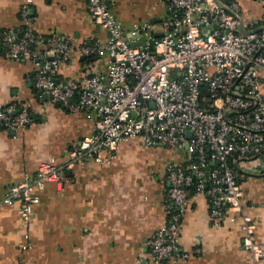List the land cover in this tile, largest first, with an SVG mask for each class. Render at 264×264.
I'll list each match as a JSON object with an SVG mask.
<instances>
[{"label":"built area","instance_id":"obj_1","mask_svg":"<svg viewBox=\"0 0 264 264\" xmlns=\"http://www.w3.org/2000/svg\"><path fill=\"white\" fill-rule=\"evenodd\" d=\"M166 1L168 15L161 29L145 22L126 30L107 0H87L94 22L107 31L109 39L103 49L84 45L81 52L85 56L104 53L109 66L107 76L93 71L84 83L59 76L62 64L70 59V39L46 40L30 28L23 33L0 32L8 58L34 62L35 86L51 103L84 111L95 124L89 136L72 144L62 161L53 157L41 162L34 176H26L0 200V208L19 202L23 227L32 219L33 206L40 202L47 184L63 190L68 171L90 161L108 164L121 143L137 137L147 147H185L190 156L188 166L171 164L168 168L169 220L147 242L155 263L179 264L181 220L193 188L210 196L214 225L243 213L237 163L264 157L260 78L264 32L239 31L242 17L237 2ZM33 2L24 1L23 18L33 20ZM46 42V49L38 51L36 47ZM30 123L27 105H0V129L18 130ZM243 217V247L260 261L264 245L254 240L251 218ZM180 257L186 260L189 254L181 252Z\"/></svg>","mask_w":264,"mask_h":264},{"label":"crops","instance_id":"obj_2","mask_svg":"<svg viewBox=\"0 0 264 264\" xmlns=\"http://www.w3.org/2000/svg\"><path fill=\"white\" fill-rule=\"evenodd\" d=\"M24 1L0 0V32L30 28L46 40L70 39V59L59 73L66 81L84 83L93 71L107 76L109 60L104 53L81 52L84 45L103 49L109 39L94 22L87 0H34L33 20L21 14ZM222 1L239 4L244 30L264 32L263 1ZM107 2L126 30L145 22L159 30L168 15L166 0ZM46 47L47 42L36 48L43 52ZM6 51L0 43V105H27L31 123L18 130L0 129V200L26 176H34L41 162L53 157L62 161L72 144L89 136L95 126L86 112L51 103L35 86L34 62L8 58ZM260 78L264 93V70ZM114 155L108 164L90 161L68 171L63 190L47 184L26 227L18 201L3 205L0 264H170L155 263L147 242L169 220L168 168L189 165L186 148L147 147L137 137L121 143ZM237 169L243 213L231 214L216 226L210 218V196L191 193L181 220L179 264H264V258L255 261L243 247V215L254 224V240L264 245V157L239 160ZM181 252L189 258L181 259Z\"/></svg>","mask_w":264,"mask_h":264},{"label":"water","instance_id":"obj_3","mask_svg":"<svg viewBox=\"0 0 264 264\" xmlns=\"http://www.w3.org/2000/svg\"><path fill=\"white\" fill-rule=\"evenodd\" d=\"M223 5V7H225L226 9H229L227 6H225L224 4H222ZM260 29H254V30H252V31H247V30H244V28H243V24L242 23H240V25H239V31L240 32H242V33H254V32H258ZM157 36H161L162 34L161 33H157L156 34ZM53 57H50V59H52ZM152 106L154 107L155 106V104L154 103H152ZM187 136L189 137V138H191L192 137V133L191 132H187ZM187 147V146H186Z\"/></svg>","mask_w":264,"mask_h":264},{"label":"trees","instance_id":"obj_4","mask_svg":"<svg viewBox=\"0 0 264 264\" xmlns=\"http://www.w3.org/2000/svg\"><path fill=\"white\" fill-rule=\"evenodd\" d=\"M20 33H23V32H20ZM195 191H196V189L193 188V189L191 190V193L193 194Z\"/></svg>","mask_w":264,"mask_h":264}]
</instances>
